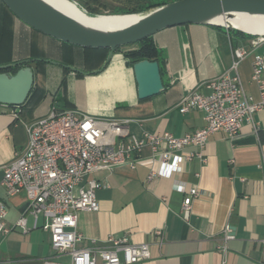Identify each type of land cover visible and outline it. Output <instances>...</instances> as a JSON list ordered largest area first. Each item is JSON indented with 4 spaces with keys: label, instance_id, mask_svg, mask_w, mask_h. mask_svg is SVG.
<instances>
[{
    "label": "crops",
    "instance_id": "1",
    "mask_svg": "<svg viewBox=\"0 0 264 264\" xmlns=\"http://www.w3.org/2000/svg\"><path fill=\"white\" fill-rule=\"evenodd\" d=\"M3 11L0 4V35L5 29L11 33V62L41 59L85 72L95 69L97 62H90L84 49L37 34L16 18L6 22ZM152 41L164 63L165 90L142 101L121 52L102 73L90 76L32 63L39 98L19 108L0 105V182L4 166L25 151L28 126L52 109L128 120L129 133L137 138L143 133L192 134L204 125L203 113H179L181 100L191 92L208 94L205 84L229 69L233 51L249 46V37L243 34L201 25L165 29ZM252 54L239 64L238 76L244 93L259 102V90L251 82ZM114 63L119 74L109 75ZM253 121L256 132L244 123L233 142L223 132L210 135L203 160L193 158L169 178L147 180L155 167L148 147L131 158L132 166L94 173L92 177L103 185L96 191L99 210L78 213L76 230L82 240L76 247L92 241L104 246L108 236H127L132 244L149 246L150 259L138 264H264V111L256 112ZM194 188L198 196L184 218L182 202ZM0 201L7 208L6 224L13 228L0 238V264H41L52 255L49 233L34 228L30 216L26 232L15 226L26 208L23 194L8 197L0 186ZM226 228L233 239L225 242ZM155 230H162L161 238L152 235Z\"/></svg>",
    "mask_w": 264,
    "mask_h": 264
},
{
    "label": "built area",
    "instance_id": "2",
    "mask_svg": "<svg viewBox=\"0 0 264 264\" xmlns=\"http://www.w3.org/2000/svg\"><path fill=\"white\" fill-rule=\"evenodd\" d=\"M252 50L256 52L252 54ZM249 54L251 82L259 90V102L244 93L238 76L239 64ZM205 88L208 94L191 92L181 100L179 113L201 111L204 120L201 128L182 137L143 133L137 138L129 133L128 120L91 116L76 110L52 109L28 126L27 147L4 166L0 186L8 197H25L26 208L16 227L26 232V216H30L34 228L49 233L52 255L41 264H138L150 259L148 244H132L127 236H108L104 246L92 241L87 247H76L82 240L76 230L78 213L99 210L96 191L103 185L92 176L119 165L132 166L131 158L148 147L155 167L150 169L147 180L169 178L182 172L183 164L193 158L203 160L210 135L223 132L233 142L244 123L256 132L253 116L264 111V35L249 37L248 47L236 48L229 69L209 80ZM191 147L197 152L186 151ZM197 196L194 188L184 198V218ZM6 216L7 208L0 201V238L13 230L7 226ZM152 235L161 238L162 230H155ZM231 239L233 236L226 228L224 241Z\"/></svg>",
    "mask_w": 264,
    "mask_h": 264
},
{
    "label": "water",
    "instance_id": "3",
    "mask_svg": "<svg viewBox=\"0 0 264 264\" xmlns=\"http://www.w3.org/2000/svg\"><path fill=\"white\" fill-rule=\"evenodd\" d=\"M3 5L22 24L59 42L82 49H107L101 66L91 72L78 70L51 60L32 59L1 65L0 71L18 68L15 73H0V105L19 108L28 99L35 82L32 63L43 62L68 70L73 74L90 76L102 73L118 48L135 45L169 28L201 25L249 34L233 25L247 18H264V0H176L149 9L135 19L115 27H89L65 16L45 0H1ZM113 16V15H111ZM139 101L161 94L163 85L157 62L141 60L131 67ZM26 207V206H25Z\"/></svg>",
    "mask_w": 264,
    "mask_h": 264
},
{
    "label": "trees",
    "instance_id": "4",
    "mask_svg": "<svg viewBox=\"0 0 264 264\" xmlns=\"http://www.w3.org/2000/svg\"><path fill=\"white\" fill-rule=\"evenodd\" d=\"M172 1H176V0H164V1H160V0H124L122 1V8H119V10L117 11H112V12H108V13H101L98 11H95L94 9L91 8H85L89 13V14H94V15H133V14H139L142 12H145L149 9L158 7L160 5H163L165 3H169ZM0 4L3 6L4 11H3V20L8 22L9 19H14L15 17L11 14V12L3 5V3L0 0ZM7 24V23H6ZM33 32L40 34L39 32H36L34 30H32ZM231 32V31H230ZM237 34H241L236 32ZM11 33L5 29L4 32L1 33L0 35V66L1 65H7L12 63L11 62ZM62 43V42H61ZM65 44V43H63ZM69 45V44H66ZM137 49L134 50H125L126 47L124 48H118L115 53L117 52H121L124 59L126 60V66L131 68L133 64L141 61V60H148L151 62H157L159 65V69H160V73H161V77L164 74V63L163 60L160 57V53L158 52V50L155 48L153 41H152V37L147 38L137 44ZM72 46V45H69ZM132 46V45H131ZM75 47V46H72ZM129 47V46H127ZM86 52H88V54L91 55V61L93 62H97V65L95 67L94 70L98 69L101 64L103 63L108 50L107 49H84ZM88 60V59H87ZM36 66L42 65L43 62H36L34 63ZM18 70V68H10L8 70L5 71H0V73L3 72H12L15 73ZM91 70V71H94ZM65 74L68 73V70H64ZM88 71V72H91ZM108 74L110 75H114V74H119V67L117 66L116 63H114L109 71ZM65 81L63 79L61 86L64 87ZM39 89L36 88L35 83H34V87L28 97V99L26 100V102L24 103L27 104L30 101L33 100H37L39 97ZM37 98V99H36ZM23 105V106H24ZM22 106V107H23Z\"/></svg>",
    "mask_w": 264,
    "mask_h": 264
},
{
    "label": "bare ground",
    "instance_id": "5",
    "mask_svg": "<svg viewBox=\"0 0 264 264\" xmlns=\"http://www.w3.org/2000/svg\"><path fill=\"white\" fill-rule=\"evenodd\" d=\"M56 10L71 18L72 20L89 27H115L135 19V16L113 15L93 16L82 15L75 4L68 0H45ZM238 29L249 34H264V18L254 17L241 19L233 22Z\"/></svg>",
    "mask_w": 264,
    "mask_h": 264
},
{
    "label": "rangeland",
    "instance_id": "6",
    "mask_svg": "<svg viewBox=\"0 0 264 264\" xmlns=\"http://www.w3.org/2000/svg\"><path fill=\"white\" fill-rule=\"evenodd\" d=\"M75 4L77 6L78 11L82 15H93V16H111V15H94L89 14L83 9L85 8H91L95 11L101 12V13H108L112 11H117L119 8H122V1L124 0H73L77 2L81 7H79L76 3H74L72 0H68ZM161 2L164 0H160ZM83 8V9H82ZM42 224V217L39 216V225Z\"/></svg>",
    "mask_w": 264,
    "mask_h": 264
}]
</instances>
